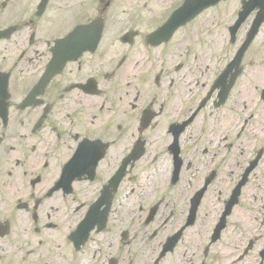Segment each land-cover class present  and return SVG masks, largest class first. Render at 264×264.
I'll return each instance as SVG.
<instances>
[{
  "label": "flooded vegetation",
  "instance_id": "flooded-vegetation-1",
  "mask_svg": "<svg viewBox=\"0 0 264 264\" xmlns=\"http://www.w3.org/2000/svg\"><path fill=\"white\" fill-rule=\"evenodd\" d=\"M126 1L49 0L39 17L0 0V264H264V100L242 76L234 107L192 116L211 88L187 72L193 40L157 49L153 13L112 11ZM206 118L218 133L195 128ZM91 208L107 219L86 223Z\"/></svg>",
  "mask_w": 264,
  "mask_h": 264
},
{
  "label": "rangeland",
  "instance_id": "rangeland-1",
  "mask_svg": "<svg viewBox=\"0 0 264 264\" xmlns=\"http://www.w3.org/2000/svg\"><path fill=\"white\" fill-rule=\"evenodd\" d=\"M153 8H154V5L151 3L148 6L147 10L150 11ZM232 8H233L232 4L227 6L228 10L229 9L232 10ZM225 16H226L225 12L221 9L217 12L210 11L205 16H203L196 25V31H197L196 43L197 44L200 43L203 46H206V48H208V50H209V53L213 55V64L211 65L212 69L219 68L222 60L226 59V58H224V56H222V57L220 56L221 52L223 51V49L221 47L223 46V44L225 42V38L223 40H220V33L219 32L221 30V27L223 28L226 20L230 19L231 12H230L229 16H226V18H225ZM215 41H217V44L215 43ZM232 52L233 51H230V54ZM226 56H227V54H226ZM200 57H201L200 55H197L196 61H193V62H191L192 59L187 58V63L189 65V68H186V69H187V72L190 74L191 81H192V79H197V77L202 74V73H199L200 69L198 67V59ZM261 59H264V32L259 37H257L254 47L246 54V56L244 58V67L245 66L247 67L249 61L253 62L255 60H261ZM254 69H255V67H254ZM187 72H185V73H187ZM180 80L182 82L187 81L188 79L186 77V74H183V75L180 74ZM193 87L195 88V87H197V85H193ZM235 100H236V98L233 97L232 94L227 99L228 103L231 104L232 106L235 104ZM239 102H240V100H239ZM240 105H241V103H240ZM207 110L210 113V108H207ZM238 112H239V115L243 114V116L247 117L246 115H248L249 110L244 111L242 109V107H240L238 109ZM225 113L229 114V110H226ZM233 114L235 117L239 116L235 113H233ZM215 117H218V120H217V123H218L221 120V118L223 117V114L222 113L216 114L214 116V118ZM259 120L260 119L258 118V116H256L254 118V121H259ZM202 125L211 129V131H212V126H213V128L217 130L216 133H218V126L219 125L218 124L214 125L213 122L211 121V118H210V121L208 118H206L204 120V122H202V121L199 122L198 124H196L195 128L196 129L200 128V127H202ZM255 215H259V213H255Z\"/></svg>",
  "mask_w": 264,
  "mask_h": 264
},
{
  "label": "bare ground",
  "instance_id": "bare-ground-1",
  "mask_svg": "<svg viewBox=\"0 0 264 264\" xmlns=\"http://www.w3.org/2000/svg\"><path fill=\"white\" fill-rule=\"evenodd\" d=\"M220 32H222V33H220L221 35H223V30L221 29L220 30ZM213 64V55L212 54H208V55H206L205 57H203V56H201L200 58H199V68H201V69H209V67L211 66ZM234 66V65H233ZM244 81H245V83H246V80L245 79H243ZM242 80V81H243ZM256 80V79H255ZM260 82H264V73H262V75H261V77H260ZM256 82V81H255ZM245 85V84H244ZM252 86H253V84H252ZM256 88V87H255ZM250 94L249 95H253V93L254 92H249ZM231 123V120H229V121H227V125L228 124H230Z\"/></svg>",
  "mask_w": 264,
  "mask_h": 264
}]
</instances>
